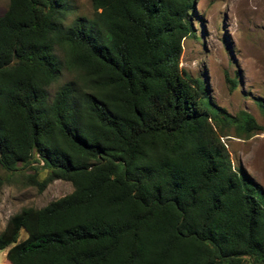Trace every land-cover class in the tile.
Here are the masks:
<instances>
[{
    "label": "trees",
    "instance_id": "obj_1",
    "mask_svg": "<svg viewBox=\"0 0 264 264\" xmlns=\"http://www.w3.org/2000/svg\"><path fill=\"white\" fill-rule=\"evenodd\" d=\"M7 1L0 189L3 172L41 162L39 193L54 181L73 191L7 222L5 262L264 264V192L232 168L225 126L179 69L193 0H90L93 18L68 27V0ZM55 45L75 81L50 99ZM238 130L260 127L242 113Z\"/></svg>",
    "mask_w": 264,
    "mask_h": 264
},
{
    "label": "rangeland",
    "instance_id": "obj_2",
    "mask_svg": "<svg viewBox=\"0 0 264 264\" xmlns=\"http://www.w3.org/2000/svg\"><path fill=\"white\" fill-rule=\"evenodd\" d=\"M68 10L62 24L68 27L76 19L93 18L90 0H68ZM190 22L193 34L182 42L179 69L191 82L206 93L204 106L212 118L223 124L220 139L231 166L264 192V118L258 102H264V0H193ZM8 8L0 0V17ZM53 56L60 64V79L47 92L51 99L63 85L73 83L75 75L66 70L65 53L61 46L53 47ZM228 80H235L233 89ZM242 113L250 115L258 132L246 136L238 130ZM36 167L35 170L33 168ZM0 189V233L7 222L23 209H42L70 195V183L54 181L43 193L32 183L46 177L42 163L19 167L13 174L2 173ZM26 234L21 231L19 241ZM6 251L0 252V264Z\"/></svg>",
    "mask_w": 264,
    "mask_h": 264
}]
</instances>
